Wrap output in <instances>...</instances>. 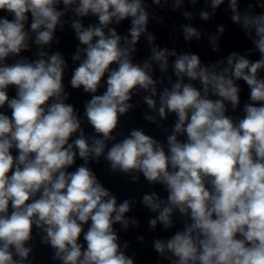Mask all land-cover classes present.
<instances>
[{
	"label": "clouds",
	"instance_id": "9594fccd",
	"mask_svg": "<svg viewBox=\"0 0 264 264\" xmlns=\"http://www.w3.org/2000/svg\"><path fill=\"white\" fill-rule=\"evenodd\" d=\"M204 2L211 11L199 17L208 21L225 0ZM240 2L227 0L230 20L253 47L204 63L160 47L149 31L150 18L163 23L152 5L178 11L185 0H0V264H34L38 244L57 264H136L116 225L139 226L127 215L137 198L118 202L91 166L102 160L166 193L139 200L155 214L152 230H174L151 241L157 264H264V0L243 12ZM65 25L78 41L70 87L88 95L82 113L68 102V62L47 50ZM180 28L186 42L204 35ZM224 32L207 35L213 51ZM142 37L149 55L137 60ZM140 93L164 140L137 127L125 134L122 118Z\"/></svg>",
	"mask_w": 264,
	"mask_h": 264
}]
</instances>
